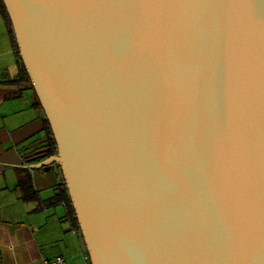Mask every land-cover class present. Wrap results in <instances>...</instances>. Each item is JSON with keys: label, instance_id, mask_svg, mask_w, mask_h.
Segmentation results:
<instances>
[{"label": "water", "instance_id": "1", "mask_svg": "<svg viewBox=\"0 0 264 264\" xmlns=\"http://www.w3.org/2000/svg\"><path fill=\"white\" fill-rule=\"evenodd\" d=\"M90 264H264V0H1Z\"/></svg>", "mask_w": 264, "mask_h": 264}, {"label": "crops", "instance_id": "2", "mask_svg": "<svg viewBox=\"0 0 264 264\" xmlns=\"http://www.w3.org/2000/svg\"><path fill=\"white\" fill-rule=\"evenodd\" d=\"M1 14V13H0ZM2 17V16H1ZM3 18V17H2ZM22 63L0 24V264H90L69 219L68 193L56 163L36 165L48 150L46 118L33 89L20 79ZM71 204V203H70ZM15 246V256L7 249Z\"/></svg>", "mask_w": 264, "mask_h": 264}, {"label": "trees", "instance_id": "3", "mask_svg": "<svg viewBox=\"0 0 264 264\" xmlns=\"http://www.w3.org/2000/svg\"><path fill=\"white\" fill-rule=\"evenodd\" d=\"M0 13H1V16L4 19L5 24H6L7 33L12 38V42H13L14 47H15V49L17 51V54H18V50H17V46H16V43H15V40H14V36H13L12 30L10 28V23H9L7 14H6L5 10H4V7L2 5L1 0H0ZM20 79H21V81L23 83L28 84L32 88V86L30 84V81L28 79V76H27V74H26L25 69H24L23 66H22L21 71H20ZM45 133L48 136L47 137L48 142L46 144V146L48 147V150L45 151L44 154H42V156L40 157V159H45V158H48V157L56 154V145H55L54 139L52 137L51 130H50V127H49V125L47 123V120H46ZM68 201H69V199H68ZM68 206L70 208V210H69V219H70L72 225L75 226V228H77V230H78V226H77V222H76V219H75V216H74V212H73L72 206H71L70 203L68 204Z\"/></svg>", "mask_w": 264, "mask_h": 264}, {"label": "built area", "instance_id": "4", "mask_svg": "<svg viewBox=\"0 0 264 264\" xmlns=\"http://www.w3.org/2000/svg\"><path fill=\"white\" fill-rule=\"evenodd\" d=\"M85 260H89L88 255H85ZM43 264H66V260L64 257L57 255L51 258H47L43 261Z\"/></svg>", "mask_w": 264, "mask_h": 264}, {"label": "clouds", "instance_id": "5", "mask_svg": "<svg viewBox=\"0 0 264 264\" xmlns=\"http://www.w3.org/2000/svg\"><path fill=\"white\" fill-rule=\"evenodd\" d=\"M7 251L13 256H15V246H9Z\"/></svg>", "mask_w": 264, "mask_h": 264}, {"label": "rangeland", "instance_id": "6", "mask_svg": "<svg viewBox=\"0 0 264 264\" xmlns=\"http://www.w3.org/2000/svg\"><path fill=\"white\" fill-rule=\"evenodd\" d=\"M4 22V19L1 17V14H0V24H2Z\"/></svg>", "mask_w": 264, "mask_h": 264}]
</instances>
